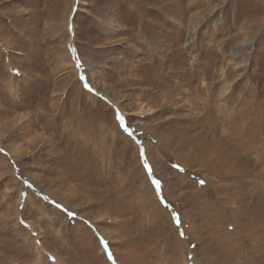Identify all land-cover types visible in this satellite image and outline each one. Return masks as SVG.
I'll return each mask as SVG.
<instances>
[{
    "label": "rangeland",
    "instance_id": "1",
    "mask_svg": "<svg viewBox=\"0 0 264 264\" xmlns=\"http://www.w3.org/2000/svg\"><path fill=\"white\" fill-rule=\"evenodd\" d=\"M260 207L264 0H0V264H264Z\"/></svg>",
    "mask_w": 264,
    "mask_h": 264
},
{
    "label": "bare ground",
    "instance_id": "2",
    "mask_svg": "<svg viewBox=\"0 0 264 264\" xmlns=\"http://www.w3.org/2000/svg\"><path fill=\"white\" fill-rule=\"evenodd\" d=\"M71 32L70 33H72V30H70ZM143 31V30H142ZM140 35V34H139ZM146 41L147 40H144L143 42H145L146 43ZM148 42V44L149 45H154L153 43H152V40H150V41H147ZM158 43V42H157ZM155 44H156V41H155ZM242 49H244V48H242ZM75 73L76 74H79L78 73V70H75ZM222 75H224L223 73H222ZM182 77V76H181ZM225 79V78H224ZM160 87H163V89L165 90V91H160V99H162V102H165L166 103V100H167V96H170L169 94H172V92L170 93V91H169V89H170V86H169V84L167 83V84H164V83H162V85H159ZM177 86L178 87H180V90H181V92L180 93H184V95H186V97H187V99L189 98V89L186 87V85H183L182 83H180V82H178V84H177ZM185 88H184V87ZM177 87V88H178ZM205 87V86H204ZM166 88L168 89V91L169 92H167L166 91ZM175 89V90H178V89ZM230 89H231V85H229V84H226V85H224V86H222L221 88H220V95H219V97H220V100L221 101H223L224 99H225V95H228L231 91H230ZM197 93V92H196ZM109 101V100H108ZM189 102V101H188ZM109 103H111V104H113L111 101H109ZM164 103V104H165ZM225 104H226V102H225ZM224 104V105H225ZM209 107V105H203L202 104V106H201V108L203 109V110H205L206 109V107ZM116 107V106H115ZM188 107L190 108V109H192L193 107H192V105H188ZM208 109V108H207ZM221 109V108H220ZM219 109V110H220ZM119 110H121L122 111V114H123V112H125L124 110H122L121 108L119 109ZM144 110V109H143ZM141 111L140 112V114L139 115H141V116H144V115H146V111ZM149 113V112H148ZM205 113V112H204ZM240 113V112H239ZM125 114V113H124ZM245 114V113H244ZM126 115V114H125ZM195 115V114H194ZM196 117V116H195ZM241 117H245V116H243L242 115V113L240 114V115H229L228 117H226V118H221V117H219V116H214L213 118L215 119V126L216 127H218L219 129H220V138H219V140H218V142L215 144V142H214V140H212L210 143H208V144H206L205 146H206V150H208L209 148H211L210 149V151H206L205 149H202L201 151H200V153H201V155H200V157H202V160H204V161H206V162H213V163H219V160H218V158H219V156H218V154H217V152L219 151V149L220 148H228L229 146H230V143L232 142V140L234 139V137L233 136H231V133L232 132H230V130L231 131H233L234 130V128L237 130V131H242V129H243V125L244 124H241V121L242 120H239ZM241 119H243V118H241ZM212 131V130H211ZM234 133V132H233ZM215 144L214 146H211V144ZM224 153V152H223ZM244 156V155H243ZM241 158V157H240ZM239 158V159H240ZM220 159V158H219ZM255 159V158H254ZM238 161V160H237ZM255 162V161H254ZM203 163V162H202ZM258 163V162H257ZM256 163V164H257ZM261 164V163H260ZM256 166V165H255ZM259 166V165H258ZM257 166V167H258ZM254 167V166H253ZM262 169V168H261ZM263 171V170H262ZM64 205H66L67 206V204L65 203ZM258 206H260V205H257V207ZM68 209H70V206L69 207H67ZM71 210H74L73 208H71ZM219 211V210H218ZM222 213H223V211H221ZM256 213L257 212H253V214L254 215H256ZM257 215L258 216H260L261 218H264V208H262V207H260L259 208V214L257 213ZM223 219L226 221L227 219H229V214L228 215H226V212H225V215L223 216ZM95 221V220H94ZM192 226H194V225H191L190 224V226H189V228L191 229L192 228ZM189 230V229H188ZM103 231V234L105 235V236H107V237H109L110 238V242L113 244V243H115V240L113 241V239L110 237V235L111 234H109V233H107L106 231H104V230H102ZM101 233V232H100ZM103 236V235H102ZM185 236H187V235H185ZM177 237V236H176ZM178 241H180L179 242V244H180V246H182V252H181V255H182V262L183 263H186V260H185V253H186V251H187V245H186V243H185V240H179L178 239ZM218 250V249H217ZM189 252V251H188ZM192 254H193V252H192ZM193 256V255H192ZM180 257V256H179ZM259 258H260V256H259ZM194 261V264H201V263H199L198 262V260L196 261V259H194L193 260Z\"/></svg>",
    "mask_w": 264,
    "mask_h": 264
},
{
    "label": "snow or ice",
    "instance_id": "3",
    "mask_svg": "<svg viewBox=\"0 0 264 264\" xmlns=\"http://www.w3.org/2000/svg\"><path fill=\"white\" fill-rule=\"evenodd\" d=\"M83 79V77H82ZM85 87L88 88V90L91 92L92 89L91 87H89L87 84H85ZM117 120L119 121V123L123 126L124 125V118L123 116H121L119 113H117ZM124 131L129 135L131 136L132 133L128 130L127 127L124 128ZM141 155L143 156V153H141ZM148 172H149V175L151 176V169L149 168L148 169ZM154 183L156 185V188H157V194L159 195V189H160V181L159 180H154ZM201 183H203V181H201ZM161 203H164L163 201V198H161ZM69 216H72L74 215L73 213L69 212L68 213ZM173 219L176 221L177 225H179V218L176 217L175 215L173 216ZM181 235L183 236V233H181ZM109 258L111 259V254L109 253Z\"/></svg>",
    "mask_w": 264,
    "mask_h": 264
}]
</instances>
